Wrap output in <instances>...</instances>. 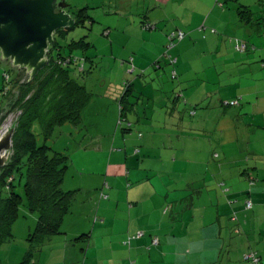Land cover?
Wrapping results in <instances>:
<instances>
[{"label":"rangeland","instance_id":"374dc122","mask_svg":"<svg viewBox=\"0 0 264 264\" xmlns=\"http://www.w3.org/2000/svg\"><path fill=\"white\" fill-rule=\"evenodd\" d=\"M68 1L69 14L75 16L86 7L92 21L87 19L85 25L69 33H58L56 40L63 48L55 55L61 53L77 58L78 63L69 68L71 76L86 88L91 98L83 108L79 124L60 125L45 138L42 125L36 121L32 132L38 145H46L68 158L62 189L75 191V199L62 225L65 234L53 237L41 248H33L29 241L37 227L38 214L21 207L11 224V240L0 247V264H62V254L57 247L84 233L83 220L93 225L87 211L90 207L92 212L100 207V189L108 176L109 164L125 160L124 139L127 140L131 132L132 140L139 143L151 132L146 142L152 146L153 136L154 151L158 154L161 153L158 148L164 150L165 135L175 136L176 131H184L175 142V148L168 147L172 167L160 171L177 180L204 171L195 168V159L187 155L191 151L188 142L191 138L186 132L199 125L200 114L205 110L203 128L208 123L210 132L219 130V116H226L224 138L232 140L231 129L242 127L237 118L243 115L238 109L240 100H226L228 103L217 106L215 99L221 84L225 80L234 82L239 75L241 78L247 75L245 81L251 80L252 72L256 80L264 77V34L254 35V28L249 25L250 14L238 11L246 6L256 20L263 18L262 0H220L224 8L218 0H207L210 2L207 11L197 9L196 0H165L168 7L163 0ZM193 7L197 13L194 16L191 15ZM179 30L185 33L184 38L172 37ZM242 41L248 45V50L256 51L247 61H238L233 56L248 52H237L236 44ZM18 74L25 79L23 71L13 69L8 62L0 63V116H5L0 120V135L21 114L18 109L11 111L19 92L18 84L12 86V81ZM7 75L10 82L6 80ZM129 84L135 89L129 98L134 105L131 110L126 109L121 122L120 100ZM4 89L9 90L7 96L3 95ZM234 102L239 103L232 104ZM129 124L133 126L131 131H125ZM200 129L196 127L197 132ZM236 132L244 136L243 130ZM114 168L111 167L110 175H115ZM94 193L97 201L92 202ZM164 209L167 213L171 206ZM76 243L74 240L73 244ZM193 261L201 260L195 257Z\"/></svg>","mask_w":264,"mask_h":264},{"label":"crops","instance_id":"0c3cea01","mask_svg":"<svg viewBox=\"0 0 264 264\" xmlns=\"http://www.w3.org/2000/svg\"><path fill=\"white\" fill-rule=\"evenodd\" d=\"M195 6L207 11L210 2L196 0ZM191 15H197L194 7ZM250 26L254 35L264 34L257 24ZM252 51L233 56L247 61L256 52ZM250 75L247 81V75H239L234 82L225 80L215 99L217 106L240 100L238 109L243 116L237 121L243 125L231 129L232 140L224 138L226 116H219V130L210 132L208 123L203 128L205 110L199 125L186 132L191 138L187 155L195 159V168L205 169L196 176L177 180L160 171L172 167L168 147L173 150L184 131H176L175 136L164 134V150L158 148V154L153 147L155 138L151 137L152 146L146 142L151 132L142 143L132 140L131 132L124 139L125 160L109 164L100 189V207L87 211L93 225L80 222L90 236L76 245L72 239L61 242L57 247L61 263L246 264V256L258 252L264 264V77L256 80L254 72ZM237 129L244 136H238ZM112 166L117 169L115 175H110ZM92 199H97L95 193ZM247 200L252 202L250 209L245 207ZM169 205L171 211L165 213ZM140 232L144 235L134 238ZM156 238L159 245L154 246ZM195 257L201 261H193Z\"/></svg>","mask_w":264,"mask_h":264},{"label":"trees","instance_id":"16d2710c","mask_svg":"<svg viewBox=\"0 0 264 264\" xmlns=\"http://www.w3.org/2000/svg\"><path fill=\"white\" fill-rule=\"evenodd\" d=\"M262 1L264 3V0ZM218 3L224 8V3L220 0ZM247 8L243 6L238 11L243 15L250 14L249 25L257 24L264 31V17L254 20V14ZM74 17L77 20L76 27L85 25L87 19L92 21L86 7L78 11ZM241 43L246 44L244 41ZM246 47L247 50L244 52L248 51V45ZM62 48L56 40L48 53L50 63L29 84H25V80L19 74L12 81V86L18 84L19 92L11 111L18 109L21 114L18 116L19 123L12 139V162L0 170V247L11 240V224L18 217L21 207L38 214L37 227L29 239L33 243V248H41L53 237L65 234L62 225L75 199V191L62 189L65 171L69 167L68 158L55 153L46 145H38L32 132V126L36 121L42 125L45 138H49L60 125L79 124L83 108L90 101L91 95L83 85L72 78L69 70L70 66L78 63L77 58L61 53L55 55ZM6 77L10 82L9 75ZM7 91L9 90H3L4 96H7ZM134 91L133 84L127 85L120 100L121 122L126 116V109L131 110L134 105L129 102ZM132 127V124H129L125 131H130ZM89 236L90 231L84 232L72 241L80 242ZM254 253L261 261L258 252Z\"/></svg>","mask_w":264,"mask_h":264},{"label":"water","instance_id":"95a60500","mask_svg":"<svg viewBox=\"0 0 264 264\" xmlns=\"http://www.w3.org/2000/svg\"><path fill=\"white\" fill-rule=\"evenodd\" d=\"M70 7L68 0H0V63L23 71L25 84L32 82L50 63L48 53L57 34L76 28V18L67 12ZM19 119L0 135V170L12 162Z\"/></svg>","mask_w":264,"mask_h":264},{"label":"built area","instance_id":"2783aa9c","mask_svg":"<svg viewBox=\"0 0 264 264\" xmlns=\"http://www.w3.org/2000/svg\"><path fill=\"white\" fill-rule=\"evenodd\" d=\"M185 34L179 30V32L177 33H174L172 37L174 38H177V37H180V38H184ZM247 45L244 44V43H238L237 46H236V50L243 53L244 51L247 50ZM232 104H237V102H234ZM105 197V196H103ZM106 198V197H105ZM246 208L247 209H250L252 208V202L251 201H247L246 202ZM144 234L142 232L138 233L134 238H139V237H142ZM159 243V240L156 238L153 240V245H158ZM246 260L250 262V264H259L260 263V259L257 257L256 253H250L249 255L246 256Z\"/></svg>","mask_w":264,"mask_h":264}]
</instances>
